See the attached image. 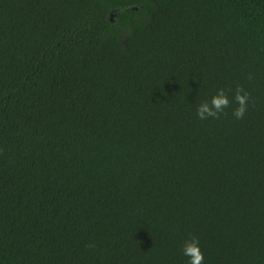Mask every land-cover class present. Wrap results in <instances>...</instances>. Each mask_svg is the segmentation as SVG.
<instances>
[{"label": "trees", "instance_id": "obj_1", "mask_svg": "<svg viewBox=\"0 0 264 264\" xmlns=\"http://www.w3.org/2000/svg\"><path fill=\"white\" fill-rule=\"evenodd\" d=\"M237 86L243 119L198 117ZM193 236L264 264V0H0V264H188Z\"/></svg>", "mask_w": 264, "mask_h": 264}, {"label": "clouds", "instance_id": "obj_2", "mask_svg": "<svg viewBox=\"0 0 264 264\" xmlns=\"http://www.w3.org/2000/svg\"><path fill=\"white\" fill-rule=\"evenodd\" d=\"M249 93L241 86H237L232 100L223 89H218L211 100H205L197 107V115L200 119L218 118L233 102L237 105L233 110L236 119H243L248 110ZM92 245H90L91 247ZM183 255L188 258V264H204V254L200 247L198 237H191L184 242L182 248Z\"/></svg>", "mask_w": 264, "mask_h": 264}]
</instances>
